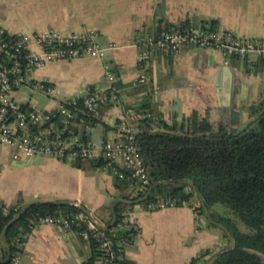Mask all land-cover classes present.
<instances>
[{"label": "crops", "instance_id": "obj_1", "mask_svg": "<svg viewBox=\"0 0 264 264\" xmlns=\"http://www.w3.org/2000/svg\"><path fill=\"white\" fill-rule=\"evenodd\" d=\"M213 20L221 30L248 38L264 37V0H3L0 12V23L13 33L98 31L107 48L106 57L52 61L31 73L33 78L53 82L61 96L83 93L88 86L100 90L117 87L118 101L101 107L99 122L90 131L95 143L118 138L116 124L126 116L127 106L146 99L171 125L181 124L194 111L215 126L224 121L229 128L241 130L251 123L256 115L251 114L250 106L264 99V63L256 53L228 58L221 49L197 46L176 53L155 52L147 68L148 82L134 84L140 75L137 34L161 23L212 26ZM105 63L113 67L114 83L106 77ZM226 65L231 68L234 86L228 105L219 85ZM52 104L49 100L44 106ZM2 147L6 154L0 163V204L79 202L106 221L109 214L105 209L123 195L108 170L78 168L73 161L52 156H36L21 164L25 158L17 160L11 147ZM10 165L33 170L39 184L23 191L22 183L8 179V173L15 171ZM130 219L136 232L127 247V264H188L208 248L211 250L195 264H209L231 242L221 226L187 205L147 210L136 204ZM4 247L1 239L0 257ZM89 255L88 245L73 231L41 224L28 236L21 264H83Z\"/></svg>", "mask_w": 264, "mask_h": 264}, {"label": "built area", "instance_id": "obj_2", "mask_svg": "<svg viewBox=\"0 0 264 264\" xmlns=\"http://www.w3.org/2000/svg\"><path fill=\"white\" fill-rule=\"evenodd\" d=\"M3 0H0V12ZM135 42L139 48L137 64L140 75L135 85L147 83L148 66L155 52L176 53L186 46L212 47L223 51L226 57H247L256 53L264 57V37L248 38L217 27L180 23L171 27L165 25L151 31L137 34ZM87 55L106 57L107 48L101 43L96 30L61 32L45 29L31 33H13L0 23V144L13 149L15 159H30L36 156H52L63 160L100 157L105 164L98 168L110 171L122 179L127 178L125 168L131 171L142 188L151 184L148 168L140 154L128 112L116 124L120 135L106 140L101 146L85 140L82 130L90 132L94 127L92 119L98 118L102 106L119 99L113 86L98 89L88 86L83 93L61 96L56 85L46 79L31 77V73L52 61L73 60ZM109 82L114 83L116 75L109 63L104 64ZM40 94L53 102L50 106L38 105L33 99ZM80 104L89 120L79 115ZM2 168L0 166V174ZM83 206L79 202H73ZM184 205L190 206L188 202ZM176 206L175 201L161 200L149 204L150 210ZM197 202L194 201L195 208ZM131 209L124 213V223L109 227L108 220H102L85 208L71 215H46L40 217L33 229L41 224H54L64 230L73 231L89 247L97 245L96 264H126L128 241L117 237L122 228H135L130 219ZM81 228L74 229V227ZM32 229V230H33ZM23 236L12 256L11 264H21L26 240ZM89 258V257H88ZM194 264V263H188Z\"/></svg>", "mask_w": 264, "mask_h": 264}, {"label": "trees", "instance_id": "obj_3", "mask_svg": "<svg viewBox=\"0 0 264 264\" xmlns=\"http://www.w3.org/2000/svg\"><path fill=\"white\" fill-rule=\"evenodd\" d=\"M163 25L172 26L161 23L158 27ZM211 25L216 27V21L213 20ZM261 63H264V57H261ZM82 107L80 104L78 117L89 120ZM127 108L139 129L134 136L151 184L142 188L127 168L124 169L126 179L114 175L116 186L123 195L105 209L109 214V227L124 223L125 211L136 204L150 210L149 204L161 200L175 201L176 206H184V202L193 206L196 201V213L205 214L210 223L221 226L225 235L231 238L209 264H264V99L250 106L251 114L256 117L241 130L229 128L224 121L215 126L207 116L200 117L196 111L181 124L171 125L162 119L149 99ZM90 119L92 126L99 122V118ZM157 127L166 130H156ZM82 134L85 140L91 139L90 132L83 129ZM72 164L92 169L105 161L100 157L79 158ZM128 190L131 193H127ZM217 203H223L230 214L217 210ZM83 210L84 206L70 201L24 203L19 200L11 206L0 204V240L5 243L0 264H11L18 242L32 232L40 217L71 215ZM242 225L247 230H243ZM135 232V228L126 227L118 229L116 236L124 237L130 244ZM210 250L194 257L191 263L195 264ZM96 258L97 245L93 241L91 256L83 264H96Z\"/></svg>", "mask_w": 264, "mask_h": 264}, {"label": "rangeland", "instance_id": "obj_4", "mask_svg": "<svg viewBox=\"0 0 264 264\" xmlns=\"http://www.w3.org/2000/svg\"><path fill=\"white\" fill-rule=\"evenodd\" d=\"M33 99L38 102V105L40 107H42L46 104H49V99L43 95H40V94L34 95ZM5 154L6 153H5L2 145H0V163H1V158ZM3 166H4V164H3ZM4 167H6V166H4ZM9 167L14 169L12 165H10ZM4 170L6 172L7 169L5 168ZM14 170H15L14 172L8 173L7 177L13 184L22 183L21 186H22L23 191H25V190L30 191L32 189V187L39 184L38 179L36 178L38 175L33 173L34 172L33 170H31L29 168H26V169L16 168ZM194 200H196V197H194ZM215 208L224 214H230L228 211V208L223 203H217L215 205ZM242 229L247 230L244 225H242ZM262 256L264 259V254H262Z\"/></svg>", "mask_w": 264, "mask_h": 264}, {"label": "water", "instance_id": "obj_5", "mask_svg": "<svg viewBox=\"0 0 264 264\" xmlns=\"http://www.w3.org/2000/svg\"><path fill=\"white\" fill-rule=\"evenodd\" d=\"M223 72H224V78L222 79V83H220V80H219V85H221V89H222V92H223V98H224V101H225V105H228L230 103V97H231V93H232V88L234 87L233 86V74H232V71H231V68L230 66L226 65V67L223 68ZM132 129H133V132L134 133H137L139 132V129H137L134 124L132 123ZM156 130H160V131H164L166 129L164 128H155ZM97 146H101L102 143H96ZM32 159H25L21 162V164H25V163H28L30 162Z\"/></svg>", "mask_w": 264, "mask_h": 264}]
</instances>
